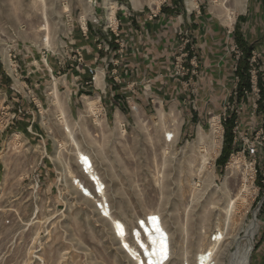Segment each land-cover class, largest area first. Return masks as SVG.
<instances>
[{
  "label": "rangeland",
  "instance_id": "obj_1",
  "mask_svg": "<svg viewBox=\"0 0 264 264\" xmlns=\"http://www.w3.org/2000/svg\"><path fill=\"white\" fill-rule=\"evenodd\" d=\"M234 2L0 0V71L10 73L1 80L42 102L39 117L0 119V264H132L71 184L78 169L66 121L119 217L162 214L170 264L194 263L218 230L217 264L249 248L248 264H264V0ZM85 54L103 57L91 65L103 85L79 83L89 80ZM56 65L74 69L73 84ZM134 65L150 78L143 84H163L175 99L141 106L123 92L127 117H113L111 91H126ZM232 113L233 149L220 164ZM234 155L240 162L228 168Z\"/></svg>",
  "mask_w": 264,
  "mask_h": 264
},
{
  "label": "built area",
  "instance_id": "obj_2",
  "mask_svg": "<svg viewBox=\"0 0 264 264\" xmlns=\"http://www.w3.org/2000/svg\"><path fill=\"white\" fill-rule=\"evenodd\" d=\"M117 63L119 62L118 59H116ZM88 72L90 74L89 80L87 81V84H92L93 82H96V75L98 74V69L93 66H89ZM113 72H116V69H114ZM114 79L118 82L119 81V75L117 73H114ZM132 109H136V106L133 105ZM18 112H22L21 109L18 110ZM1 117H8L4 111L0 113V119H3ZM12 117H16V115H13ZM167 142H171V140L175 139V133L172 132V136L166 137ZM251 152H255V148H251ZM90 164L86 163V161L83 159V157H77L76 156V166L78 169V175L74 176L71 179V184L75 188L77 194L85 199L91 200L94 203V211L95 213L102 219L109 222L110 225V231L111 234L116 241V244L118 248L125 253V255L129 258L132 264H135L137 262L136 256L133 254L134 252L137 253V256L142 255L143 248H141L138 240V233L140 237H144L143 235V227L141 225V221H144L145 223H150L151 217L158 215L157 211H148L149 212H157V214L149 213V214H142L144 218L138 219L139 215H136L133 220H126L121 217H119L116 213L115 205L110 198L109 195V189L108 184L106 183V180L102 176V174L99 172L96 162L94 158L92 157V160H90ZM257 172V170H255ZM94 175L97 176V179L94 178ZM90 180L88 179V177ZM99 182L102 184V187H99ZM105 185V186H103ZM86 190L90 192V194L86 193ZM161 216L159 218V225L162 226V222L165 223L163 216L159 213ZM121 218L122 222L120 221ZM119 223L123 224V229L118 225ZM224 239V235L219 238L218 234L213 233L211 235V242L216 243L214 246V249L212 251L207 252L209 255V258L207 260H202L200 258V255H198V263L202 264H217L218 254H217V245ZM175 255V248H174V240L173 236L170 232V236L168 237V258L163 264H170L172 260L174 259ZM190 264H195L192 262H189ZM186 264V262H184Z\"/></svg>",
  "mask_w": 264,
  "mask_h": 264
},
{
  "label": "crops",
  "instance_id": "obj_3",
  "mask_svg": "<svg viewBox=\"0 0 264 264\" xmlns=\"http://www.w3.org/2000/svg\"><path fill=\"white\" fill-rule=\"evenodd\" d=\"M100 60V61H98ZM103 60V57H99V54H97L96 56H90L85 54V61L88 65H93V66H97V63H101V61ZM85 63V65H86ZM55 68H62L64 73H63V77H66L68 79V81L70 80L69 84H73V78H71V74L70 72H73L74 69L67 67L66 66H59L56 65ZM133 74V79H129L130 81H126L129 82L126 87H124V89L126 91H122L123 88L121 85H119V87L117 89H115L114 91L112 90V94L114 92H116V98H115V102L113 104V117H127V115L124 113V110H122L121 108V96L123 95V92L127 93V95H125L127 102H129V104H131V100H129V97L133 99V102L136 105H146V103H150V102H158L160 106H163L165 102L169 101V100H174L175 98L172 97L171 95L169 96L168 94H171L169 92V90L166 89L165 85H161V86H156V85H145L142 82L143 81H148L150 78H146L144 71L139 73V68H137V66L134 65V68H131ZM1 70V69H0ZM4 70V71H3ZM2 71H0V108L3 109V111L5 112V114L8 117H12L13 115H16V117H39V113L38 111L42 114V111L40 109V106L42 104L41 100L40 103L37 101H32V99L26 98V92L25 94H21L19 92L18 89H16V87L11 83V82H3L1 80L3 73L6 75L10 74L8 73V71L6 70V68H3ZM53 70V69H52ZM86 77H90V74L88 72L87 68H83L82 71ZM142 76L144 78H138L139 76ZM9 76V75H8ZM159 76V75H158ZM161 77V76H159ZM7 77H5L6 79ZM77 78V77H76ZM84 77L82 78V82L79 81V83L82 84V88L87 89V87L84 85L87 84V81L84 79ZM132 80V81H131ZM103 85V83H102ZM152 86V87H151ZM97 88V87H95ZM111 89V87H110ZM121 95V96H120ZM168 96L170 97V99L168 100ZM124 97V98H125ZM37 108V110H35L34 108ZM21 109L22 112H18V110ZM137 110V107L136 109ZM71 114L74 115V113L71 111ZM42 116V115H41ZM200 121V120H199ZM183 130V129H182ZM181 132V131H180ZM175 133V137H177V133Z\"/></svg>",
  "mask_w": 264,
  "mask_h": 264
},
{
  "label": "bare ground",
  "instance_id": "obj_4",
  "mask_svg": "<svg viewBox=\"0 0 264 264\" xmlns=\"http://www.w3.org/2000/svg\"><path fill=\"white\" fill-rule=\"evenodd\" d=\"M227 3H228V1H227ZM234 3H235V5L237 4V6H240V4L243 3V0H237V1L235 0ZM111 9L112 10L110 12V21H114L115 22V17H114L115 9H114V6H113V8L111 7ZM46 26H47V24H46ZM96 80H97L98 85H102L103 79H102V75L101 74H97L96 75ZM95 103H96L95 100H88V102H87L88 108L90 110H93L94 106H95ZM64 114H65L64 112L61 113V115H64ZM215 125H217V124H215ZM64 127L67 130V132L69 134V137L74 141V144L76 146L75 155L78 158L79 157H83V159L86 161L88 166L91 165L90 164L91 163L90 160H92V156L86 150H83L81 148V146L79 145V143H77V141L74 138L73 131L71 130L70 124L67 121L65 122ZM217 129H219V128H217ZM172 132H173L172 130H166L165 131L164 138H165L166 141H167L166 137L167 136L171 137L172 136ZM174 140L175 139L171 140V142H174ZM239 162H240L239 156H235L234 155L232 157L231 161L229 162L228 168L234 167ZM94 178L97 179V176L94 175ZM88 179L90 180L89 177H88ZM97 181H98V179H97ZM103 186H105V185H103ZM99 187L100 188L102 187V184L100 182H99ZM149 213L157 214V212H149ZM149 213H145V214H149ZM160 217L161 216L159 215V213H158V215H155V216L151 217L149 224L145 223L144 221H141V225L143 227V235H144L145 239L143 237H140L139 236V232H137L138 233L137 235H138L139 244H140L141 248H143V252H142V255H140V256H137V253H135V252L133 253L136 256V259H137V262L135 264H163L166 261V259L169 257L168 256V237L170 236V229H168L166 224L163 223V222H162V226L163 227H160V225H159V218ZM142 218H144V217L141 216L138 219L140 220ZM118 225L121 227V229H123V224L122 223H119ZM216 234H218V237L221 238L223 236V231L218 230L216 232ZM210 239H211V235H210ZM215 244L210 242V244H208L209 246L207 248L198 249L194 253V256H193V259H192L193 262H195V264H199L198 260H197L198 259V255H200V258L203 261L207 260L209 258V255L207 254V252H208V250L212 251L214 249V246H216ZM249 251H250V248L248 250L244 251V253H241V255H238V259L236 260V262L234 264H248V262H249ZM184 262H186V264H190L188 258H186V257L183 258L181 264H184ZM202 264H204V262H202Z\"/></svg>",
  "mask_w": 264,
  "mask_h": 264
},
{
  "label": "trees",
  "instance_id": "obj_5",
  "mask_svg": "<svg viewBox=\"0 0 264 264\" xmlns=\"http://www.w3.org/2000/svg\"><path fill=\"white\" fill-rule=\"evenodd\" d=\"M236 117L235 114L232 113L230 115V117H228L225 121V126H226V134H225V146L223 149V153L219 158V163L220 164H224V162L229 158L233 146H232V132H231V128L232 125L234 124Z\"/></svg>",
  "mask_w": 264,
  "mask_h": 264
}]
</instances>
